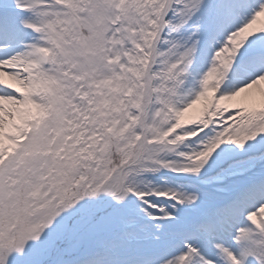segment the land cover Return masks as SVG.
<instances>
[{
  "label": "snow or ice",
  "instance_id": "snow-or-ice-1",
  "mask_svg": "<svg viewBox=\"0 0 264 264\" xmlns=\"http://www.w3.org/2000/svg\"><path fill=\"white\" fill-rule=\"evenodd\" d=\"M0 264H264V0H0Z\"/></svg>",
  "mask_w": 264,
  "mask_h": 264
}]
</instances>
